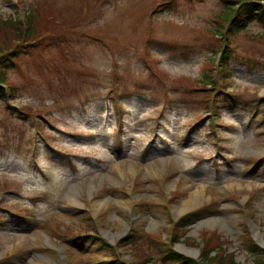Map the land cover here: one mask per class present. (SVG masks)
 Returning <instances> with one entry per match:
<instances>
[{"label": "rangeland", "instance_id": "obj_1", "mask_svg": "<svg viewBox=\"0 0 264 264\" xmlns=\"http://www.w3.org/2000/svg\"><path fill=\"white\" fill-rule=\"evenodd\" d=\"M223 1L0 0L1 21L61 12L1 69L0 264H156L184 230L186 257L215 239L212 255L256 264L253 243L264 261V24L229 41L225 75Z\"/></svg>", "mask_w": 264, "mask_h": 264}, {"label": "trees", "instance_id": "obj_2", "mask_svg": "<svg viewBox=\"0 0 264 264\" xmlns=\"http://www.w3.org/2000/svg\"><path fill=\"white\" fill-rule=\"evenodd\" d=\"M223 2L227 3V5L220 17V22L216 27L215 33L224 41V45L218 48L216 55L219 53L221 54L220 67L222 72L226 75V60H228L229 41L240 34L245 33V31L248 30L249 24L252 22H260L264 24V4L258 0H231L230 2L224 0ZM40 8H42V10ZM40 8H30L24 16L23 22H17L12 18L4 21L0 20V96H4L6 93L2 89V86L6 84V81L3 77L1 69L15 68V60L20 54L21 48L36 41H43L48 33H50L47 32L49 29L46 25L53 26L55 24L53 21H56L55 19L57 18L56 15H61V12H56L55 10L49 13L51 5H41ZM58 33L59 31H53L54 35ZM261 35L264 36V33ZM213 77L214 75L212 76V70L209 69L205 75L203 84L206 87L212 88L213 83L211 82V79ZM11 91H14V88H9V94ZM197 218V214L184 216L178 219L175 224V228L182 231L191 224L195 223ZM184 232L185 230L178 236L174 235L171 238L172 240L170 244L157 245V255L160 257L157 262L161 264H239L235 261L234 257L225 251H222L220 248L218 253L212 255V252L216 251L215 248L217 247L215 245V239H213V242L203 240V246L199 251L200 254L198 259H192L184 256L183 254L177 253L173 249V244L180 240V237L183 236ZM140 237L141 236L137 235V237L132 239L130 236H125L118 242V245L127 246L133 240ZM75 240L81 247L84 245L86 246L87 242L92 244L96 241L95 237L85 236L83 234L75 236ZM76 248L80 251L82 250V248H79L78 246H76ZM108 248L112 249L109 246ZM249 249L257 258L255 263L264 264V261L260 262L258 260L261 254L258 253L256 245L250 243ZM114 257L117 258L118 254L114 253ZM148 259L147 263H151V258ZM157 262L155 263L157 264Z\"/></svg>", "mask_w": 264, "mask_h": 264}, {"label": "bare ground", "instance_id": "obj_3", "mask_svg": "<svg viewBox=\"0 0 264 264\" xmlns=\"http://www.w3.org/2000/svg\"><path fill=\"white\" fill-rule=\"evenodd\" d=\"M89 191H91V189H89ZM75 196H77V193L73 190V188H70L69 189V194L67 196V199L69 201L70 204H72L73 206L77 205V202L75 200ZM199 193L197 191L193 192L192 194H190V197L188 198L187 202L186 203H193L195 202H198L200 200L199 198ZM193 203V204H197V203ZM190 207H186L184 208V210H187L189 209ZM255 236H256V239L259 241V239H262L264 237V233H261L260 231H255ZM187 254H192V255H196V252H188V251H185ZM30 264H48V262L46 261L45 258H42V257H37V259H35L34 261H31Z\"/></svg>", "mask_w": 264, "mask_h": 264}]
</instances>
